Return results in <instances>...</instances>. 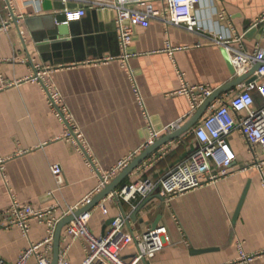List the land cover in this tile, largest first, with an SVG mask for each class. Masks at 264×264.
I'll return each instance as SVG.
<instances>
[{
    "label": "crops",
    "instance_id": "0c3cea01",
    "mask_svg": "<svg viewBox=\"0 0 264 264\" xmlns=\"http://www.w3.org/2000/svg\"><path fill=\"white\" fill-rule=\"evenodd\" d=\"M120 1H145L157 10L167 2ZM197 10L206 31L191 32L152 20L137 30L132 56L126 60L113 9H90L83 21L72 25L71 36L54 45L48 39L54 17L64 13L60 2L0 0V260L15 264L25 249L47 237V227L35 221L27 235L18 227L2 226V213L12 196L36 209L57 205L54 215L62 219L99 185V175L87 166L76 145L64 138V124L48 105L45 90L30 80L35 67L47 71L45 79L62 95L98 168L108 172L145 151L150 120L162 129L175 123L183 126L196 114H192L190 99L176 94L182 83L179 71L189 85L216 90L238 78L224 51L207 43L209 36L245 35L247 51L264 49V23L251 31L264 13V0H202ZM222 11L230 15L229 21H220ZM168 43L177 49L173 55L167 52ZM257 81L262 84L264 79ZM246 84L217 100L231 101ZM254 97L257 106H262L261 95L255 92ZM210 111L123 181L121 187H138L147 180L156 186L149 196L153 200L136 221L134 211L149 197L126 202L110 195L101 201L108 215L98 205L92 209L90 227L96 235H103L107 222L125 211L130 233L139 236L159 220L158 226H165L171 239L163 251L141 264H264V165L262 169L255 166L256 159L264 161V152H250L238 130L228 138L236 155L228 177L172 199L161 194V180L196 150L194 128ZM53 165L62 167L61 186L52 175ZM64 229L60 254L68 243ZM137 252L134 242L124 251V260L131 261ZM86 256L82 241L71 244L68 259L72 264H82ZM50 257L53 261L54 245ZM28 264L37 262L32 259Z\"/></svg>",
    "mask_w": 264,
    "mask_h": 264
},
{
    "label": "built area",
    "instance_id": "2783aa9c",
    "mask_svg": "<svg viewBox=\"0 0 264 264\" xmlns=\"http://www.w3.org/2000/svg\"><path fill=\"white\" fill-rule=\"evenodd\" d=\"M2 1V0H1ZM9 2V0H6ZM39 3L42 0H33ZM60 2L64 6L67 22L80 21L84 19L90 9H113L116 12L117 36L124 59L132 56L131 46L139 28H145L152 20H161L168 25L183 27L191 32H202L206 29L201 25L197 7L202 0H166L162 9H155L147 2H136L124 4L120 0L107 2L106 0H52ZM143 3V4H142ZM143 7V8H142ZM11 18V17H10ZM220 21H229L230 15L226 11L219 14ZM264 23L263 15L252 25L257 28ZM245 35L234 34L232 37L215 35L208 37V44L226 50L235 75L240 77L249 72L255 65L262 63V67L256 72L258 79H264V49L258 48L255 52L245 49L243 40ZM202 46V45H198ZM176 48L167 45V52L173 55ZM47 71L41 66L35 67V75L30 79L40 83L48 99V105L58 119L64 124V138L73 142L78 151L83 155L89 168L99 175V185L91 195L86 197L80 206L71 208L65 212L62 219L90 205L93 199L99 195L123 170L133 161L129 157L120 161L113 169L102 173L95 159L87 148L86 140L78 125L64 102L60 92L45 79ZM181 87L176 94L187 96L191 101L192 114L196 113L205 101L210 98L216 89L209 85L191 86L186 82L185 75L179 71ZM229 102L216 100L209 108L210 113L194 128V136L198 142L196 150L188 160L172 169L160 182L161 194L172 199L193 189L217 182L226 178L231 173V168L236 160L228 138L231 133L238 130L245 139L248 149L256 153L257 149L264 152V82L258 81L246 84ZM258 92L262 99V106H257L254 93ZM135 93L140 105L143 101L140 93L135 87ZM149 118V116H148ZM182 127L180 123L157 129L150 120L148 128V139L143 149L146 150L154 145L164 135L171 134ZM3 160L0 159V165ZM264 161L255 160V166L262 169ZM52 175L58 185L64 183V174L60 165L51 167ZM264 186V178H263ZM156 190L151 180L145 181L141 186H126L111 194V197L131 202L139 196L149 197ZM104 215H108V209L103 202L98 204ZM59 206L46 209H36L27 203H21L14 196L7 210L2 213V220L6 227H18L27 235L32 222H38L47 227V237L40 243H33L19 256L15 264H28L35 259L37 264H52L50 253L53 250L56 228L62 219L54 214ZM93 210L79 216L75 221L68 224L64 229V241L68 242L61 251L57 264H72L68 259L71 244L82 241L86 247V258L82 264H141L146 260L154 258L170 243L171 239L165 226L149 229L139 236H135L128 230L129 219L122 215L115 218L108 226L104 235H96L90 222ZM137 243L138 252L127 262L123 253L128 246ZM0 264H11L0 260Z\"/></svg>",
    "mask_w": 264,
    "mask_h": 264
},
{
    "label": "water",
    "instance_id": "95a60500",
    "mask_svg": "<svg viewBox=\"0 0 264 264\" xmlns=\"http://www.w3.org/2000/svg\"><path fill=\"white\" fill-rule=\"evenodd\" d=\"M80 21H83L80 20ZM80 21H74V22H67V18L65 14H60L54 17L53 19V25L50 29L51 33L49 35V39L54 45H58L61 42H64L69 38L72 34V25L75 23H79ZM116 26V25H115ZM117 29V28H116ZM255 29H252L251 31H255ZM250 33V32H249ZM261 33H264V29L261 30ZM230 63L232 64L230 57L226 50L222 49ZM262 67V63H259L255 65L249 72H247L245 75L238 77L237 79L231 81L230 83L224 85L223 87L219 88L214 92V94L208 98L205 103L200 107V109L196 112V114L180 129L176 130L175 132L168 134L161 139H159L154 145L146 149L141 155H139L136 159H134L131 164L123 170L99 195H97L92 203L80 210L75 211L73 214L69 215L68 217L62 219L55 232L54 237V259L52 264H57L59 258H60V241H61V235L63 229L70 224L71 222L75 221L79 216L83 215L84 213L92 210L95 206H97L102 200L110 196L111 194H115L117 190H121L126 186L121 187V184L123 181L126 180V178L132 174L144 161H146L152 154H154L157 150L165 146L166 144L180 138L182 135H184L186 132L190 131L204 116L205 112L209 109V107L222 95L228 93L232 89L238 87L242 83L246 82L247 84L252 83L257 80V77L255 76L256 72L259 71V69ZM234 68V66H233ZM235 72V69H234ZM236 73V72H235ZM117 199V198H116ZM153 200V197H149L142 205H140L133 213V221H136L138 214L146 208V206ZM163 200V199H162ZM123 214L125 215V211H123ZM115 219H110L107 222V226L111 225L114 222ZM144 221H141V224H143ZM159 220H157L153 225L151 226V229H156L158 227ZM106 230V227L105 229ZM105 232V231H104ZM105 233H103L104 235Z\"/></svg>",
    "mask_w": 264,
    "mask_h": 264
}]
</instances>
